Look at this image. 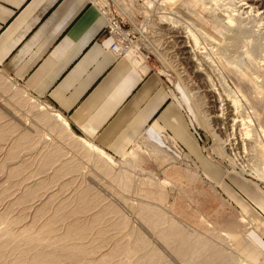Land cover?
Instances as JSON below:
<instances>
[{
  "label": "bare ground",
  "instance_id": "bare-ground-1",
  "mask_svg": "<svg viewBox=\"0 0 264 264\" xmlns=\"http://www.w3.org/2000/svg\"><path fill=\"white\" fill-rule=\"evenodd\" d=\"M94 1L100 8L101 13L103 10L106 13L112 14L111 18L117 16L124 17L123 19L126 18L129 20L133 26L139 30L137 22L140 16V11L133 8L136 0H116L115 8L120 12L118 13L115 10L116 15L113 14L111 9H108V12L106 11L105 0ZM144 2L146 6L151 9H155L156 6L164 7L166 4L173 5L174 7L177 3L178 5H182V8L191 10V16H193L198 22L193 21V18L191 19L190 15L187 21H182L180 19L178 20L179 17H176L173 13L167 12L163 14V22L165 25L169 26V28L166 27L167 29H163V31L160 29L165 36L164 38L167 37L168 40V42L163 43H166L165 49L174 51L179 50L181 55L184 56L183 59H185V62L192 64L190 66L191 68L193 66L192 78L196 77L204 85H202V87H204V91H201L203 94L202 96L207 99L206 103H210V106L206 108L207 112L204 111V113H202L200 107L197 108L196 104H193V107L194 110H196L200 123L206 128L214 140L215 154L220 158L229 160L230 164L235 168L239 167L244 169L243 172L248 171L253 173V175L257 174V176H261V179L264 182V72L260 76L255 77V82L248 73V71H251V68L261 67V69H264V35L259 37L261 34L257 35V33L255 35L258 36V38L256 36H254L255 38L252 37L255 25L259 26V24H261V27L264 26V0H240L236 2L231 9H228L229 11L224 13L217 11L216 4H214L213 0H193L195 5L191 4V0H144ZM219 2L220 0L218 3ZM107 6L109 5L107 4ZM197 6H201L203 9L200 10ZM228 6L230 7V2ZM205 11L208 12L209 15ZM211 19V24L207 23ZM249 24L254 25V27L252 26L253 29L247 27ZM133 26L132 29L139 33L133 28ZM261 27L260 31L258 29V31L255 32L261 33L263 31H261ZM143 36L144 35L141 37ZM140 39H138L132 46L140 43ZM159 42L146 40L144 46L155 52L162 60H165V54L162 53L163 51L161 52V48L159 47V45L163 44H159ZM134 55H136V53ZM217 56L226 58L232 64L238 63V65L232 70L238 74L242 84L244 83L243 81H245L248 88L253 91L256 89L251 88L249 84L254 83L258 86L260 90L257 93L259 94V99L262 100L259 107H255L251 104L248 95L243 89L236 85L234 81L235 78L231 76V71L230 75L222 66V63L217 59ZM247 56L249 59L248 62H246ZM143 58L147 59L148 57L146 58L143 56ZM148 59H151V57ZM238 60L240 61L237 62ZM248 68L249 70L247 71L246 69ZM12 85L13 84H9L6 79H3V77L0 76V122H4L3 120L7 121V124L2 123L0 126V143L3 144L5 142L6 146L7 143H10V147L8 148L9 155H7V158L14 162V159L17 160V157H20L19 154L23 150H29L27 153L32 156L31 152L34 151L37 153L35 150L39 149L38 145H42L40 143L43 141V144H45L43 146H46L44 151L48 149V153L46 152L47 154H44V162L40 164L41 169L49 172L54 167L56 169V165L59 164L60 166L55 170V178L52 179V181L50 180L52 183H59L62 177L64 178L65 176L74 173L76 174L79 172L80 174L82 172L84 175L88 173L86 171L88 168H91V171L86 175V179H83L86 183V187L82 188L84 190H80L78 197L77 195L74 196L77 197L78 200L75 201V198L73 197L76 203L73 204V206L76 205L77 211H72L73 216L71 217L73 219H67L70 222L65 226L66 229L64 232L62 226L61 231L63 234L61 235L56 233V227L59 226H56V224L60 220L57 219L59 220L57 222L54 218L53 220H49V218V221L47 220L48 222L45 224L43 223L44 226H41L40 229H36L38 225L37 223H34V230L37 232H35V234L31 232L33 229L28 227L23 230L20 229L21 232L16 235L17 233H13V228L15 229L13 225L15 220L12 221L10 219V221L6 218V215H4L5 213H0V223H2L0 225L3 226V224H6V226L4 225L5 227H3L5 229L0 231V242H2L0 244V264H24L27 263L28 259L30 264H248L244 262V259L247 262H250L248 256H246V258L244 257L249 250L248 248L252 245L247 238V235L250 234V224H248L242 217H231L219 226L212 222L208 214L203 212L208 219V222L211 224V227L208 229L200 228L201 226L197 227L198 225H191L182 219L180 216V210L184 208L183 204L187 203L192 206L191 208L194 207L198 210L194 204L192 194L190 195L188 190L189 187L193 185H202V181L198 175L192 173L189 169L176 167L174 165L173 156L168 151H165L166 148L161 149L156 143L149 141L150 138L149 140L144 139L145 141L147 140L148 151L153 158V161H155L159 168L164 170L163 172L167 178L166 180L173 183L174 187L169 184L155 181L152 175H149L146 179H136L137 177L135 178L133 173H135L137 169L132 163H129L131 169L128 171L121 170L118 172L116 171L115 164L105 157L100 149L95 148L85 140L76 137L74 134L75 132L73 133L66 120L60 114H53L51 111L49 112L43 105L36 103L34 100L26 96L23 91L21 92L16 88L14 89ZM182 87L186 89L184 85H182ZM199 92L191 94V91L188 90L187 93L188 97H190V101L195 102L196 97L200 99L201 97L198 95L201 92ZM2 98H4V100ZM220 104L223 109L219 107ZM10 123H13V126L8 127L10 126ZM25 124L28 127L23 126ZM21 130H23V132H21ZM218 131H220V133H218ZM14 135L16 138L13 140L15 137ZM222 135L225 136V141L220 138ZM237 135L238 137H236ZM10 138H12V140ZM224 143L226 144L225 147L232 148H225ZM0 147H2V145ZM5 148L2 147V151H4ZM241 149L242 154H245L242 157L239 152H233ZM78 152L79 154H77ZM91 153L93 154L92 156ZM93 156H95V158H93ZM246 158L247 160L245 164L244 159ZM19 160L20 159H18V161ZM13 162L11 164L14 166L15 164H13ZM36 162L34 161V164ZM24 164H21V166ZM1 166L2 165H0V168ZM14 167H16V165ZM20 167V171H23L22 169L24 166H22V169ZM246 168L248 169L246 170ZM43 170H40V173L43 172ZM83 170L86 172L84 171V173ZM15 171L17 172V170ZM14 174L16 173L12 171L10 176H13ZM46 175L44 174V176ZM82 176L80 175L81 178ZM45 178L46 177H44V181L46 182ZM38 180L39 178L37 181ZM73 180L76 181V179ZM41 181L43 180L41 179ZM68 181L65 186L68 185ZM83 182L81 184H83ZM103 182L108 184L113 183L114 186H117V188L120 189V191H118L121 193L120 195L119 193L118 195L116 193L114 196L111 194L106 196L112 199L111 204H108L109 206L107 205L106 208H102L101 211L97 212L96 210L99 209V206L101 208V205L98 203L99 206L98 208L96 206L97 209L95 210L93 205L94 198L92 199L91 197L94 196H92L94 191H104V189L108 187V184L106 185ZM24 184V187H27L26 183ZM42 184H44V182ZM49 184L50 183H48V185ZM56 185L53 184V187L48 189H53ZM30 189L27 188L26 190L29 191ZM48 189L46 190L45 188V191H48ZM40 190H42V188ZM209 190L213 192L214 196L222 202L223 205H225L224 199L218 194L219 192L217 193L212 188ZM32 191L34 190L26 192L24 196L22 195V203H26L33 197L34 192L32 193ZM38 192L39 191H37V193ZM37 193H35V195ZM35 195L34 197H36ZM97 195H99V192ZM97 195L95 197H97ZM132 195H135L136 197L134 198L138 199L136 203L132 201ZM104 199L105 198H103V200ZM64 200L66 202L63 206L65 208H68V206L71 207L72 204L68 202L71 199ZM42 201L43 200H41V202ZM50 202L52 204V201ZM49 203L45 204L49 205ZM41 204V206L39 205V210L43 209L45 206L44 202ZM101 204L103 203L101 202ZM61 207L59 206V209ZM92 210H95V212L90 213ZM35 212L38 214V216H35L36 218L39 217V213L42 211ZM66 212L65 215L61 213L64 215V218ZM78 214L83 217L85 214H90L88 216L89 219L84 226L82 225L84 222L81 221L84 219L83 217L77 216L78 218H75ZM34 215L35 214H33V216ZM60 215L58 214V216ZM114 216L121 219L119 220L121 224L118 226H124L125 228L122 227L124 232H126L124 230L126 227L133 224L131 225L132 227L130 231L127 232L128 234L125 235V239L115 242L109 248H106L108 243L105 246L103 244V247L100 246L101 238L98 237L96 238L97 240L93 239L96 242L99 240L98 248H95L97 247L95 246L96 244L94 245V248H92L93 246L91 247L92 249H89L90 245L88 248H83V244L80 246V244L83 243V240H85L91 232H94L93 230L97 225L101 226L100 223L107 221L110 217L114 218ZM55 218L58 217L55 216ZM36 221L39 222L38 218ZM116 221L117 220H115L114 224L117 223ZM112 226H114L113 228H117V225ZM119 227L117 229H119ZM129 228L130 227H128V229ZM118 231L121 230L119 229ZM45 233H50L48 236L53 233L57 235L54 237L53 235L55 234H53V237L50 236V238H47V234ZM98 233L103 237L104 234H106L103 229H100ZM43 234H45V236ZM89 237L91 238V235ZM111 237L112 236H110V238ZM45 238L47 239V242L43 243ZM115 239H117V236ZM118 239H120V235ZM93 240L91 242H93ZM107 240H109V238ZM30 241H37V245L34 246L35 242L31 243ZM86 241L88 240L86 239ZM27 242L34 244L32 246H34L33 248L35 252ZM39 247H45L47 250L44 248L45 251ZM10 252L12 256L14 255V257H17L11 260L10 255L9 257L11 261H6V253L10 254ZM31 256H34L32 260Z\"/></svg>",
  "mask_w": 264,
  "mask_h": 264
},
{
  "label": "crops",
  "instance_id": "crops-1",
  "mask_svg": "<svg viewBox=\"0 0 264 264\" xmlns=\"http://www.w3.org/2000/svg\"><path fill=\"white\" fill-rule=\"evenodd\" d=\"M107 26L94 0H0V76L109 156L124 157L148 136L168 138L198 164L202 140L188 111L153 60L112 49ZM205 162L208 177L225 186L263 240L264 190Z\"/></svg>",
  "mask_w": 264,
  "mask_h": 264
},
{
  "label": "rangeland",
  "instance_id": "rangeland-1",
  "mask_svg": "<svg viewBox=\"0 0 264 264\" xmlns=\"http://www.w3.org/2000/svg\"><path fill=\"white\" fill-rule=\"evenodd\" d=\"M218 1L219 0H213V2H214V4H216V9H217V11L218 12H222V13H224V12H226V11H229L228 9H231L232 7H233V5L236 3V2H238V1H240V0H220V2L218 3ZM226 1V2H225ZM223 2V3H222ZM224 2H225V4H224ZM229 2H230V7L228 6L229 5ZM115 3H116V0H105V6H106V11L108 12V9H111V11L113 12V14L114 15H116V12H115V10L118 12V13H120L116 8H115ZM228 3V4H227ZM107 4L109 5V6H107ZM191 4H193V5H195L194 4V2H193V0H191ZM231 4H232V6H231ZM220 5H221V7H220ZM105 6H103V7H105ZM167 6V7H166ZM166 6L164 5V7H160V6H156L155 7V9H151V8H148L147 6H146V4H145V2H144V0H136V3H135V6L133 7L135 10H139L140 11V16H139V18H138V22H137V24H138V29L139 30H137L134 26H133V24L131 23V25L133 26V28L135 29V30H137L139 33H137V37H138V39H140V38H142V39H140V43H138V44H136V45H134V46H132L130 49H128L127 50V52L128 53H131V54H135L136 53V56H139V57H143V56H145L146 58L148 57V54L149 53H151V54H153V55H155V57H153L152 58V60H153V66H155V67H157V70H159V72L166 78V79H168V80H170V82L172 83V85H173V88L172 87H170V86H168L167 85V83H166V85H167V89L169 90V92H171L172 93V95H175L174 97H176L178 100H179V102L181 103V105L188 111V113H189V116H190V120H191V125L196 129V131H197V133H199L200 135H201V145L199 146V151H200V154L203 156H201L202 158V161H200L201 159H199L198 157V159H199V161H197L198 162V164L195 162V161H193V159H192V157H191V159H189V157L187 158H184L183 156V152H181L180 150H178V148L175 146V144H173V143H171V141L168 139V138H164V140H162V141H160V142H156V141H154V140H152L150 137H148V136H143V137H141L138 141H137V143L135 144V146L133 147V149L127 154V155H125L124 157H121V158H116V157H112V156H109L108 154H106L105 152H103L102 151V154L105 156V157H107L112 163H114L115 164V167H116V171H118V172H120L121 170L123 171V170H125V171H128L129 169H131L130 168V166H129V163H132V164H134L135 166H136V169H137V171H138V173H137V171L135 172V173H133V175H135V178L136 179H138V180H142V179H146V178H148V176L149 175H152L153 177H154V179H155V181H157V182H161V183H163V184H169V185H172L173 187H174V185H173V183H171V182H169V180H166L167 178H166V176L164 175V170H162L161 168H159V166L155 163V161H153V158L150 156V154H149V151H148V145H147V140H149V138H150V140L149 141H152V142H154V143H156V145L157 146H159L161 149H165V151H168L172 156H173V160H174V165L176 166V167H180V168H182V169H189L192 173H194V174H196V175H198L199 177H200V179H201V181H202V185H193V186H191V187H189V194L191 195L192 194V197H193V200H194V204L196 205V207L198 208V210H196L194 207L193 208H191L192 206L191 205H188L187 203L186 204H183V206H184V208H182L180 211V216L182 217V219L184 220V221H187L188 223H190L191 225H194V226H197V227H200V228H203V229H208L209 227H211V224L208 222V219L206 218V216L203 214V212L204 213H206V214H208L209 215V217H210V219L212 220V222L213 223H215L216 225H219V226H221L227 219H229V218H231V217H238V216H240V217H242L243 219H245V221L248 223V224H250V234H248L247 235V238H248V240H250V242H251V247L250 248H248L249 250H248V252L246 253V255L244 256L245 258H246V256H248V259H249V261L250 262H247L245 259H244V262H246V263H248V264H264V238H262L263 240H260L259 238H258V236L257 235H255L254 234V230H253V224H252V222L249 220V216L248 215H246L240 208H238V206H237V204L236 203H234L229 197H228V195L226 194L227 192H226V190H225V186L223 185V186H218V185H216V183L214 184L213 183V181H212V179L210 178V177H208L209 175L206 173V171H205V168H204V161H209L210 163H213V164H220V165H222L223 166V168H226V170H228V171H234L235 173H238V175H240L241 177H244L245 179H247V180H249V181H251V182H254V183H256L261 189H263L264 190V182L262 181V177L261 176H257V174H254L253 175V173H250V172H248V171H245V172H243V170L244 169H241V168H235L234 166H232L231 164H230V162H229V160H227V159H225V158H220V157H218L216 154H215V152H214V149H215V147H214V140H213V138L210 136V134L208 133V131L206 130V128L200 123V120H199V117H198V115H197V113H196V110H194V105L193 104H196V106H197V108L198 107H200V109H201V111H202V113H204V111H206L207 112V107L208 106H210V103H206V98H204L202 95V92L201 91H204V87H202V85H203V83L199 80V79H197L196 77H194V78H192V71H193V66H192V68L190 67L192 64H189L188 62H185V59H183V57L184 56H182L181 55V52L178 50V51H174V50H167V49H165L166 48V43L165 44H163L164 42H168V40H167V37L166 38H164L165 36L163 35V33H162V31H163V29H167L166 27H168L169 28V26L168 25H165V23L163 22V14L164 13H167V12H170V13H173L176 17H179L178 18V20L180 19V20H182V21H187V19H188V17H190L191 16V10L190 9H187V8H182V5H178L177 3H176V5H174V7H173V5L171 6L170 4H166ZM227 6H228V8H227ZM172 7V8H171ZM147 8V9H146ZM170 8V9H169ZM197 8L198 9H200V10H202L203 8L201 7V6H197ZM220 8V9H219ZM221 8H223V9H221ZM225 8V9H224ZM227 8V9H226ZM152 11H151V10ZM179 9V10H178ZM166 10V11H165ZM144 11V12H143ZM204 11V10H203ZM206 12V11H205ZM204 12V13H205ZM208 15H209V13L208 12H206ZM205 13V14H206ZM206 14V15H207ZM121 15V14H120ZM190 15V16H189ZM187 17V18H186ZM124 18V17H123ZM193 18V19H192ZM126 19V18H125ZM175 19V18H174ZM191 19L193 20V21H197L193 16H191ZM177 20V19H176ZM146 21V22H145ZM211 21H212V19L211 20H209V22H207V23H209V24H211ZM154 22H155V24H154ZM198 22V21H197ZM225 22V21H224ZM154 24V25H153ZM163 24V25H162ZM150 25V26H149ZM152 26V27H151ZM155 28H154V27ZM254 27V25L253 24H249L247 27H250V29H253V27ZM258 25H255V30H253V32H254V34L252 35V37H254V36H256L255 34H257V35H259V34H261V35H259V37L260 36H262V35H264V26L263 27H261L262 25L261 24H259V26L261 27V33L260 32H255V31H258V29H259V31H260V27L258 26ZM150 27V28H149ZM252 27V28H251ZM257 28V29H256ZM157 29V30H156ZM160 29H162V31L160 30ZM152 30V31H151ZM153 30H154V33L156 34H154L153 33ZM155 30H156V32H155ZM160 30V31H159ZM152 32V33H151ZM161 32V33H160ZM143 34L144 36L143 37H141L142 35L141 34ZM155 35V36H154ZM163 35V36H162ZM257 38H258V36H256ZM255 38V37H254ZM159 39H160V42H162V43H160L159 42ZM164 39V40H163ZM146 40H150V41H157V42H159V44H163V45H159V47L161 48V52L162 53H164L165 54V60H162L155 52H153L152 50H150L148 47H146V46H144L145 44V42H146ZM162 40V41H161ZM165 46V47H164ZM163 48V49H162ZM147 53H146V52ZM174 51V52H173ZM173 52V53H172ZM201 52H203V51H201ZM178 54V55H177ZM148 59V58H147ZM217 59L220 61V63H222V66L229 72V74H230V71H231V76L232 77H234L235 78V83H236V85L237 86H239V88H241V89H243L244 91H245V93L248 95V97H249V101L251 102V104L252 105H254L255 107H259V105L261 104V102H262V100L261 99H259V94L257 93L260 89L258 88V86L256 85V84H254V83H251V84H249L250 86H251V88H253V89H256V90H252V89H250V88H248V86H247V84L245 83V81H243L244 83L242 84V81H241V79L239 78V76H238V74L236 73V72H234L232 69H234V67H236V65H238V63H236V64H232V63H230L229 62V60H227L226 58H221L220 56H217ZM248 56L246 57V62H248ZM148 61L150 62L151 61V59H148ZM166 61V62H165ZM240 60H238L237 62H239ZM251 61V60H250ZM250 63V62H249ZM251 64V63H250ZM232 67V68H231ZM247 71L249 70V68L248 69H246ZM251 71H248V73L251 75V77H252V80L255 82V77H258V76H260L263 72H264V69H261V67H255V68H251L250 69ZM1 71V70H0ZM239 73V72H238ZM194 76V75H193ZM242 76V75H241ZM198 81V82H197ZM201 83V87H200V83ZM194 83V84H193ZM182 85H184L185 86V88L186 89H184L183 87H182ZM195 85V86H194ZM204 86V85H203ZM198 87H199V89H198ZM248 89H247V88ZM188 90L189 91H191V94H193V93H198L199 91L201 92H199L200 94L198 95V96H200L201 98L199 99V98H197L196 97V99H195V102H192V101H190V97H188ZM217 90H218V86H217ZM202 97H203V99H202ZM198 99V100H197ZM196 102H198V103H196ZM45 104H48L49 105V103H47V102H45ZM208 104V105H207ZM199 105V106H198ZM207 105V106H206ZM219 107L220 108H222L221 107V104L219 105ZM223 109V108H222ZM4 122H0V126H1V124L3 123H5V124H7V121H5V120H3ZM9 121V120H8ZM12 124V125H11ZM10 126H8V127H11V126H13V123H10L9 124ZM4 126V125H3ZM23 126H25V127H28L26 124L25 125H23ZM23 130H25V129H23ZM23 130H21V132H23ZM218 133H220V131H218ZM221 133H223V132H221ZM77 134V133H76ZM78 135V134H77ZM218 135V134H217ZM15 136V135H14ZM16 136H17V134H16ZM16 136L13 138V140L16 138ZM82 137V136H81ZM236 137H238V135L236 136ZM220 138L223 140V141H225L226 139H225V136L224 135H222V136H220ZM11 140H12V138H10ZM39 139V138H38ZM144 139H147L146 141L144 140ZM143 141V142H142ZM4 144V145H3ZM3 144H1L0 143V146L2 145V147L3 148H5V146H6V143L4 142ZM40 144H42V145H38V147H39V149L37 150H35V151H37V153L36 152H34V151H30L29 153L32 155V156H30V155H28V153H27V151H29V150H23L20 154H19V156L20 157H17V160L16 159H14V162H13V160H10V159H8L7 158V155H9V147H10V143L8 144L7 143V146H6V148L4 149V151H2V147H0L1 149H0V165H2L1 166V168H0V184L2 185H0V198H1V201H0V213L1 214H4V215H6V218L7 219H11L12 221H14L15 223L13 224L14 225V227H15V229L13 228V233H17L16 235H18L20 232H21V230L20 229H26V228H28V227H31V229H33L31 232L33 233V234H35V232H36V230H34L35 228V224L37 223V227H36V229L38 228V229H40L41 228V226H44V224L46 223V222H48L49 220H53V218L54 219H56V221L58 222L59 220V224L57 223L56 224V226H58V227H56V233L57 234H59V235H61V234H63V232L65 231V229H66V227L65 226H67V223H69L70 221L69 220H71V219H73L71 216H73L72 215V213L73 212H76L77 210V208H76V205H74L73 206V204H76L75 203V201L76 200H78L77 199V197H78V195L80 194V190L82 191V190H84V189H82V188H84V187H86V183H85V179H86V175L88 174V173H90V171H91V168H88V170H86L88 173H86V174H82V172L79 174V172L78 173H74V174H72V175H68V176H65L64 178L62 177L61 179H60V182L58 183V182H56L57 183V185H56V183H52L51 181H52V179H54L55 178V170L56 169H58L60 166H59V164L58 165H56V169H55V167L52 169V170H50L49 172H47V171H45V170H43V169H41V165L40 164H42L43 162H44V156L48 153V149H46L45 151H44V149L46 148V146L44 147L43 145H45V144H43V141L40 143ZM9 145V146H8ZM225 143H224V147H225ZM44 148H43V147ZM14 147H15V145H14ZM37 147V148H38ZM42 148V149H41ZM225 148H232V147H225ZM42 151V152H41ZM4 152V153H3ZM24 152V153H23ZM26 152V153H25ZM35 154H34V153ZM47 152V153H46ZM234 153L235 152H239L240 153V156L242 157L243 155H245V154H242V149L241 150H239V151H237V150H235V151H233ZM42 153V154H41ZM37 154V155H36ZM45 154V155H44ZM77 154H79V152L77 153ZM43 157H42V156ZM93 154L91 153V156H92ZM40 156V157H39ZM197 156V155H196ZM23 159H22V158ZM34 157V158H33ZM39 157V158H38ZM151 157V158H150ZM5 158H7V159H5ZM41 158V159H40ZM93 158H95V156H93ZM205 158V159H204ZM2 159H4V160H2ZM18 159H20L19 161H18ZM36 159V160H35ZM15 160H16V162H15ZM22 160H23V162H22ZM25 160V161H24ZM39 160V161H38ZM245 160V164H246V160H247V158L246 159H244ZM1 161H2V163H1ZM9 161V162H8ZM11 161V162H10ZM34 161L36 162V161H38V162H36L35 164H34ZM42 161V162H41ZM13 162V164H15L16 165V167H14L11 163ZM22 162V163H21ZM24 162H25V164H24ZM40 162V163H39ZM203 162V163H202ZM205 162V163H206ZM9 163V164H8ZM8 164V165H7ZM11 164V165H10ZM21 164H24V165H22V166H24V168L21 166ZM90 164V163H89ZM248 164V163H247ZM4 165V166H3ZM19 165V166H18ZM39 165V166H38ZM91 165H92V163H91ZM121 165V166H120ZM186 165H187V167H186ZM189 165L191 166V168L189 167ZM203 166V169L201 168L202 166ZM11 166V167H10ZM13 166V167H12ZM21 166V167H20ZM19 167L23 170V171H20V169H19ZM140 167V168H139ZM6 170H5V169ZM39 168V169H38ZM135 169V170H136ZM241 169V170H240ZM248 168H246V170H247ZM11 170V171H10ZM15 170H17V172L15 171ZM40 170L42 171L43 170V172H41L40 173ZM4 171V172H3ZM12 171H14L16 174H14L13 176H10V173L12 172ZM19 171V172H18ZM52 171H54V172H52ZM85 170H83V172H84ZM85 171V172H86ZM37 174H36V173ZM84 172V173H85ZM5 173V174H4ZM9 173V174H8ZM21 173V174H20ZM18 174V175H17ZM44 174L46 175V176H44ZM52 174V175H51ZM144 174V175H143ZM4 175V176H3ZM16 175V176H15ZM20 175V176H19ZM43 175V176H42ZM48 175H49V177H48ZM78 177H77V176ZM80 175L82 176V178L80 177ZM38 176V177H37ZM70 176V177H69ZM17 177V178H16ZM44 177H46V178H48V179H46L45 178V180H46V182L44 181ZM20 178V179H19ZM39 178V183H38V181H37V179ZM43 180V181H41V179ZM66 178V179H65ZM68 178H70V179H68ZM71 178H72V180H71ZM85 178V179H84ZM29 179V180H28ZM58 179V178H57ZM56 179V180H57ZM62 179H63V181H62ZM73 179H76V181L75 180H73ZM79 179V180H78ZM81 179H82V181H81ZM84 179V180H83ZM23 180H24V182H23ZM30 180H35V181H30ZM51 180V181H50ZM69 180V181H68ZM22 181V182H21ZM49 181V182H48ZM61 181H62V184H61ZM67 181H68V185L67 186H65L66 185V183H67ZM84 181V182H83ZM29 184H28V183ZM34 182H35V184H34ZM44 182V184H42V183ZM71 182V183H70ZM83 182V184H81ZM223 182V181H222ZM221 182V183H222ZM24 183H26V186L27 187H24L25 186V184ZM32 183V184H31ZM38 183V184H37ZM48 183H52L51 185L49 184L48 185ZM76 183V184H75ZM104 183V182H103ZM224 184H225V182H223ZM53 184L54 185H56L53 189L51 188V189H48V188H50V187H53ZM64 184V185H63ZM69 184H70V186H69ZM104 184H108V183H104ZM113 183H111V184H108L106 187V189H104V191L102 190V191H100V190H98V192H99V195H97L98 194V192H97V190H96V192L94 193L93 192V194H92V196L93 197H91L92 199L94 198V203H93V205H94V209L96 210L97 208H98V206H99V204L101 205V208H100V206H99V209H97L96 211L97 212H99V211H101L102 210V208L104 209V208H106L107 207V205L109 204H111V201H112V199H110V197L108 198V197H106V196H109L110 194L111 195H116V193H117V195H118V193H119V195H120V193L121 192H119L120 191V189H118L117 188V186H114V184L112 185ZM35 185V186H34ZM39 185V186H38ZM5 186V187H4ZM9 186H11V187H9ZM17 186V187H16ZM24 188H23V187ZM29 186V187H28ZM33 188H32V187ZM43 186V187H42ZM48 186V187H47ZM59 186V187H58ZM61 186H62V188H61ZM64 186V187H63ZM82 186V187H81ZM2 187V188H1ZM13 187V188H12ZM38 187V188H37ZM77 187V188H76ZM112 187V188H111ZM8 188V189H7ZM10 188V189H9ZM21 188V189H20ZM27 188H31L30 190H34V191H32V193H33V201H32V198L29 200V201H27L26 203H22L21 202V198L24 196V194L26 193V192H29V191H27L26 189ZM42 188V190H40V189ZM45 188H46V190L48 189V191H45ZM65 188V189H64ZM210 188H212V189H214L219 195H221V197L224 199V203H225V205H223L222 204V202H220L215 196H214V194H213V192L212 191H210L209 189ZM39 189V190H38ZM68 189V190H67ZM113 189V190H112ZM6 190H8V191H6ZM25 190V191H24ZM39 191L38 193H37V191ZM78 190V191H77ZM119 190V191H118ZM10 191V192H9ZM41 191V192H40ZM43 191H45V192H43ZM76 192V194H75V192ZM118 191V192H117ZM5 192V193H4ZM9 192V193H8ZM23 192V193H22ZM52 192H53V194H52ZM68 194H67V193ZM212 192V193H211ZM35 193H37L36 195H35ZM43 195V197H44V199H43V197H42V195ZM51 193V194H50ZM54 193H55V195H54ZM60 193V194H59ZM73 193H74V195H73ZM102 195H101V194ZM115 193V194H114ZM38 194H39V196H38ZM23 195V196H22ZM34 195L37 197H34ZM41 195V196H40ZM46 195V196H45ZM60 195V196H59ZM69 195V196H68ZM77 195V197H74V196H76ZM97 195V197H95ZM101 195V196H100ZM122 195V194H121ZM3 196V197H2ZM50 196H51V198H50ZM65 196V197H64ZM100 196V197H99ZM104 196V197H103ZM127 196V195H126ZM40 197H42V198H40ZM61 197V198H60ZM75 198V201H74V198ZM134 197H136L135 195H132V201H134V203H136L137 201H138V199L137 198H134ZM18 198H19V201H18ZM46 198V199H45ZM56 198H58V199H56ZM97 198H99V199H101V200H99V199H97ZM103 198H105L104 200H103ZM51 199V200H50ZM54 199V200H53ZM64 199H66V200H70V201H68L69 203H71L72 205H71V207L72 208H74V209H72L70 206H68V208L66 207H64L63 206V204L66 202ZM97 201H96V200ZM110 201H109V200ZM137 199V200H136ZM35 200H37V201H35ZM41 200H43L42 202H44V204L45 203H49L50 201H52V204H51V202L49 203V205L48 204H45V206L44 207H46V208H44L43 207V209H41V210H39V205L41 206L42 204V202H41ZM46 200V201H45ZM48 200V201H47ZM63 200V201H62ZM99 200V201H98ZM3 201V202H2ZM30 201H32V202H30ZM55 201V202H54ZM96 201V202H95ZM103 203V204H101V202ZM16 202H17V204H16ZM29 202V203H28ZM35 202V203H34ZM40 202V203H39ZM62 202V203H61ZM12 203V204H11ZM20 203H22V204H20ZM30 203H32V204H30ZM37 203H38V207H37ZM60 203H61V205H60ZM99 203V204H98ZM1 204H3V205H1ZM10 206H9V205ZM27 204V205H26ZM29 204V205H28ZM35 206H34V205ZM22 205V206H21ZM23 205H24V207H23ZM32 205V206H31ZM52 205V206H51ZM61 207V206H63V207H61L60 209H59V206ZM104 205V206H103ZM108 205V206H109ZM3 206V207H2ZM28 206V207H27ZM49 206V207H48ZM96 206H97V208H96ZM8 207V208H7ZM11 207V208H10ZM32 207V208H31ZM34 207V208H33ZM9 208H10V210H9ZM47 208H49V209H47ZM5 209H7V210H5ZM24 209V210H23ZM38 209V210H37ZM45 209H47V210H45ZM1 210H3V211H1ZM44 210H45V212H44ZM58 210V211H57ZM63 210V211H62ZM95 210H92L90 213H94L95 212ZM30 211V212H29ZM35 211H39V212H41V213H39V217H36L35 218V216H38V214H37V212H35ZM57 211V212H56ZM66 212V216H65V218L63 217L64 215H65V212ZM73 211V212H72ZM10 212V213H9ZM53 212V213H52ZM55 212V213H54ZM64 212V213H63ZM192 212V213H191ZM6 213H9V214H6ZM23 213V214H22ZM26 213V214H25ZM60 215L61 213L62 214H64V215H60V216H58V214ZM199 213V214H198ZM33 214H35L34 216H33ZM42 214V215H41ZM47 214V215H46ZM70 214V215H69ZM203 214V215H202ZM28 215V216H27ZM41 215V216H40ZM44 215H45V217H44ZM90 214H85V216L83 217L82 215H80L81 217H83L84 219L83 220H81V221H83L84 223L82 224L83 226L85 225V223L88 221V216H89ZM48 216V217H47ZM55 216L56 217H58V218H55ZM69 216V217H68ZM80 217L79 216V214L78 215H76L75 216V218L77 219L78 217ZM192 216V217H191ZM195 216H196V218H195ZM25 217V218H24ZM62 217V218H61ZM86 217V218H85ZM22 218V219H21ZM28 218V219H27ZM37 218H38V220H39V222L38 221H36L37 220ZM50 218V219H49ZM61 218V219H60ZM70 218V219H69ZM110 218H111V221H110ZM110 218H108L107 219V221H105V222H103V223H100L101 224V226L100 225H97V227L93 230L94 232H91V238L89 237L90 235H88V237L86 238L88 241H86V239L85 240H83V243H81L80 244V246L82 245L83 246V248L85 247V248H88L89 247V245H90V247H89V249H92V248H94L95 246H97V247H95V248H98L99 246V240H98V242H96L95 240H97L96 238L98 237V238H101L100 239V246H102L103 244H104V246L105 245H107V243H108V245L106 246V248H109L112 244H114L115 242H117V241H119V240H123V239H125L126 238V234H128L127 232H129L130 231V229H131V225H133V224H130L128 227H130L129 229H128V227H126V229H124L126 232H124L123 231V228H125L124 226H118V225H120L121 224V222L119 221V220H121L119 217H115L114 216V218L113 217H110ZM116 218V219H115ZM119 218V219H118ZM18 219V220H17ZM21 219V220H20ZM49 219V220H48ZM57 219H59V220H57ZM66 219V220H65ZM67 219H69V220H67ZM10 220V221H11ZM21 222H20V221ZM24 220V221H23ZM36 222H35V221ZM48 220V221H47ZM109 220V221H108ZM115 220H117L116 222V224H114L115 223ZM17 222V223H16ZM120 222V223H119ZM20 223H22V224H20ZM35 223V224H34ZM38 223H40V224H38ZM44 223V224H43ZM61 223V224H60ZM63 223V224H62ZM65 223V224H64ZM108 223V224H107ZM113 223V224H112ZM119 223V224H118ZM205 223V224H204ZM0 224H2V223H0ZM18 224V225H17ZM106 224V225H105ZM202 224V225H201ZM6 226V224H3V226L2 225H0V231L1 230H4L5 228H3V227H5ZM13 225H12V227H13ZM15 225H17V226H15ZM22 225V226H21ZM30 225V226H29ZM112 225H117L116 227L118 228L119 227V229L121 230V231H118L119 229H117V228H113L114 226H112ZM206 225V226H205ZM25 226V227H24ZM62 226H63V232L61 231L62 230ZM111 227H112V229H111ZM3 228V229H2ZM97 228H99V229H97ZM108 228V229H107ZM100 229H103L104 231H105V233L106 234H104V237L101 235L100 236V234L98 233V231H100ZM106 229H107V231H106ZM109 229H110V231H109ZM115 229H117V230H115ZM15 230V231H14ZM18 230V231H17ZM34 231V232H33ZM59 231V232H58ZM116 231V232H115ZM124 232V235H123V232ZM119 232V233H118ZM37 233V232H36ZM93 233V234H92ZM110 233V234H109ZM45 234H47L46 235V237L47 238H50V236H52L53 234H55V233H53L52 235H49L48 236V234H50V233H45ZM45 234H43L44 236H45ZM57 234H55V235H53L54 237L57 235ZM99 234V235H98ZM96 235V236H95ZM119 235H120V239H118L119 238ZM52 236V237H53ZM106 236V237H105ZM110 236H112L111 238H110ZM117 236V239H115V237ZM125 236V237H124ZM95 237V238H94ZM109 238V240H107V239ZM112 238H113V241H112ZM44 239V238H43ZM93 239H95V240H93ZM106 242H104L103 240ZM93 240V242H91ZM112 241V242H111ZM33 243V242H35L34 244H31V243ZM30 242H27V243H29L31 246V248H32V250L34 251V246H36L37 244V241H30ZM46 243L47 242V239L45 238V240H43V243ZM85 242V243H84ZM96 242V243H95ZM104 242V243H103ZM2 242H0V244H1ZM98 243V244H97ZM254 243V244H253ZM40 244V243H39ZM96 244V245H95ZM110 244V245H109ZM32 245H34V246H32ZM42 245V244H41ZM45 245V244H44ZM85 245V246H84ZM88 245V246H87ZM95 245V246H94ZM93 246V247H92ZM254 246V247H253ZM92 247V248H91ZM103 247V246H102ZM39 248H42V249H44L45 247H39ZM105 248V249H106ZM46 249V248H45ZM44 249V250H45ZM47 250V249H46ZM45 250V251H46ZM97 250V249H96ZM254 250V251H253ZM32 251V252H33ZM35 252V251H34ZM9 253V252H8ZM8 253H6L7 255V257L5 258V260L6 261H11V260H13V259H15V257H17V256H15L14 257V255L12 256L11 255V252H10V254H8ZM32 254H34V253H32ZM11 255V260H10V256ZM14 257V258H13ZM33 257L34 256H31V260L33 259ZM7 258H9V259H7ZM260 259V260H259ZM29 260V259H28ZM27 260V263H24V264H30V261H28ZM26 262V261H25Z\"/></svg>",
  "mask_w": 264,
  "mask_h": 264
},
{
  "label": "built area",
  "instance_id": "built-area-1",
  "mask_svg": "<svg viewBox=\"0 0 264 264\" xmlns=\"http://www.w3.org/2000/svg\"><path fill=\"white\" fill-rule=\"evenodd\" d=\"M102 13L104 16L108 17L107 31L109 36L113 39L112 49L118 54L126 52L135 42H137V32L132 29V25L127 19H123L120 16L111 18L112 14L106 13L103 10ZM150 57L152 60L155 55L150 53L148 54V58ZM164 79L165 83L173 88L170 80L165 77Z\"/></svg>",
  "mask_w": 264,
  "mask_h": 264
}]
</instances>
